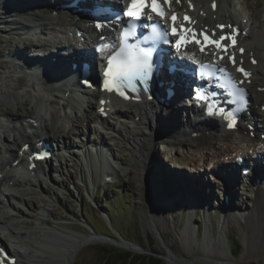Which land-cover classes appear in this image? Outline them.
<instances>
[{
    "label": "rangeland",
    "instance_id": "rangeland-1",
    "mask_svg": "<svg viewBox=\"0 0 264 264\" xmlns=\"http://www.w3.org/2000/svg\"><path fill=\"white\" fill-rule=\"evenodd\" d=\"M241 1L243 5L247 4L250 15L253 17L251 19L253 24L263 26L264 0ZM7 32L0 30V131L3 130L5 132V139L0 138V167L2 168L7 163L3 158L9 156L10 153L12 154L9 148L13 147L15 150L16 144L21 142L17 132L23 130L22 116L32 115L29 111L36 107L34 100H37V106L39 104V96H33V88L25 78L26 71L23 70L22 66L15 59L8 57V48L16 45L25 46L27 41L24 39L16 40L12 33ZM9 35L11 36L9 38L13 40L11 43L8 42L10 41L7 38ZM23 101L25 104L21 105ZM13 134L15 135V141L12 140ZM30 137L32 138V136ZM121 138L109 140L110 142L119 144L120 150L117 149L118 151L116 152L121 158L120 170L113 172V182L103 183V178L101 177L99 181H95L94 185H92L89 174H86L87 181L85 183L88 184L89 194L93 196L92 201L87 200L85 196L84 188L81 184V182L84 183V172L80 169L78 171L76 158L68 160L67 164L58 167L56 170L53 169L44 175L40 174L37 180L24 181L16 189H13L18 196L17 198L21 199V201L23 200V202L25 201L23 204H20L19 201L12 200L16 206L23 210H21L23 214L14 212L13 215L15 217L14 220L18 221L21 230H26L31 223L34 224L36 218L41 215L42 210H45L46 213L43 216L41 215V227L43 226L47 230L49 228L55 229L52 230L54 233L51 235L43 236L44 241L48 242L47 244L51 246L46 249L44 248V253L43 251L38 252L37 261H32V264H64V261L62 262L54 258L61 244H65L64 240L62 241L60 238L56 240V237L65 235L64 231H61L62 233L60 234L59 230H69V232L74 231L84 235L94 233L103 238L99 242L94 241L82 246L80 245V247L78 246L73 252L72 260L65 264H103L101 260L103 251L100 252L99 247H104L105 249L112 247L116 248V251L123 249L132 254H156L164 262H167L164 257L167 254H172L182 259L183 262H186L185 264H215V261H217L215 256L221 248L220 244L216 241V237L218 233L223 231L225 236L222 240L226 247L227 256L234 263L264 264V241L261 240L253 243L249 239L248 232L249 230H256V224L247 223L243 218L244 213L254 207V195L250 185H241L238 182H236L237 186L233 185L235 196L233 197L231 206L234 214L228 219L226 225L222 224L220 218L218 220V207L216 206L221 205V201H219L220 197L217 190H214L213 193L218 196V201L214 199V202H210L213 203L210 213H201L200 205L191 208L195 204H187L186 195L179 198V189L177 188L176 190L166 188L165 193L168 191L166 194L169 195L170 192H174L169 195V197L171 196V203L174 199L179 198V200H176L177 202L171 206L162 204L161 201L165 200L159 191H157L158 189L156 190L152 179L147 176V185L150 191L146 189L144 182L146 179L145 172H140L142 178L140 177L139 179L136 165L132 163V156L128 145ZM217 145L218 150H212V147L204 145L205 147L200 150L201 154L202 152L204 154L202 156L199 154L200 152L196 153L184 147L180 148L174 157L172 155L169 156V154L164 155L159 144L156 147L159 148L160 152L156 147L154 152L156 153L157 160L169 172L174 170L173 166L176 165L173 159L176 162L179 161L182 166L191 162L192 164L203 163V168H207V162L210 159L212 163L219 161L221 158L218 156L220 155H234L232 151L226 150L225 146L221 145V143H217ZM122 156L124 157L122 158ZM206 160L208 161L206 162ZM182 166L179 165L177 170L183 171V176L185 177L184 170L189 171V168L187 166L186 170ZM177 172L180 174V171ZM171 174L176 173L172 171ZM212 176L215 177L214 175ZM214 180L217 185L215 189H218L219 181L217 179ZM181 183L184 182L182 181ZM99 186L102 187L101 192H98ZM82 196L85 198L82 199ZM211 198H213V194ZM209 199V197L205 198L206 201ZM101 201H104L106 211L109 213L114 227L124 237L118 232L113 231L107 221L104 220L103 215L106 212L102 208ZM80 203L82 204L81 209H79ZM188 210L192 211V219L190 221V229L192 231L190 230L189 233L182 235ZM195 212L196 216H194ZM85 217L95 221L93 224L96 227V231L92 230L90 222L88 223ZM155 228L158 229L160 238L157 236ZM101 232L108 234L104 235ZM77 233L75 235H78ZM32 238L35 240L34 236ZM32 238L26 242L31 247V244L34 242ZM125 238L129 239L128 241L131 244L138 246L141 252H133L120 246L119 243L126 240ZM1 239L3 243L7 244L4 235ZM229 239L234 243H240L242 246L240 254L236 256L232 254L228 245ZM30 254H33V251H30ZM246 258L249 259L246 260ZM188 260L191 262H188ZM224 263L218 262V264ZM26 264H29V262L27 261Z\"/></svg>",
    "mask_w": 264,
    "mask_h": 264
},
{
    "label": "bare ground",
    "instance_id": "bare-ground-1",
    "mask_svg": "<svg viewBox=\"0 0 264 264\" xmlns=\"http://www.w3.org/2000/svg\"><path fill=\"white\" fill-rule=\"evenodd\" d=\"M209 1L210 0H203V2L194 1L196 3V8L197 9L200 8L203 10L202 15L197 16V18L202 19L201 22L203 24L215 23L217 20L240 21L241 18H244L246 14L245 11L242 10V8L240 7L241 5L240 0H218V4L215 10L209 8L208 5ZM16 2H18V0H16ZM25 2L30 4L33 2V0H28V1L25 0ZM41 2L48 3L47 0H43V1L41 0L38 3ZM14 4H15L14 7H12V5L10 6L11 11H9L12 19L15 20L18 17V16L13 17L12 12L15 13L17 10H19L20 8L19 6L21 5L23 6L22 9L26 10V12H28L29 14L27 17L22 18L25 22L20 20H15L11 22L7 14L3 15L0 12V20H1L0 22H2L0 23V26L1 24H3L2 26H4V28L6 29L10 28V26L14 27L15 29H24L25 26H27V24H31V25L35 24L41 30L52 31L54 26L64 25L63 22L64 17L62 16V14H59L58 16H51L49 12L41 9L40 7L37 8V6H35L33 9H29L27 6H25L26 4H17V3ZM224 7L226 8V13L221 14V9L223 10ZM243 25H244V29L245 27L248 26L247 23ZM251 25L249 24L248 35L247 34L244 35L241 38V40L246 47V53L251 51L254 54H256V56L258 57V63L256 65L248 64V66L253 71V75L251 77L250 84L247 85L248 87L252 88V91L254 93L253 105L256 106L258 104L264 105V89L260 91L256 90L257 87L260 86L262 87L264 83V25L263 26H251ZM71 26L73 28L77 27L78 30H84L93 37H98L100 34L103 33L102 31H96L93 28L88 29L89 28L88 25L84 24L82 20L73 21ZM74 31L75 30H73L72 32ZM9 37L11 36L9 35L7 37L8 39H10V41H8V39L7 41L9 43L13 42V40ZM25 41H27L26 43L29 46L35 45L34 43L35 41L33 42L32 39H25ZM9 50L10 48L7 49V51ZM38 54L40 53L34 51L32 53V56L33 57L39 56ZM47 62H49V58H47ZM38 90L39 92L40 91L42 92V90L40 89ZM60 91L63 93L62 88L60 89ZM86 94L87 97L92 99H98L97 96L100 95L98 91H94L93 94L92 93H86ZM92 99H88V101L85 102L83 105L84 119L81 122H79L80 120L77 119V116L75 114L74 116H71L72 115L71 113L63 115L61 111L54 108L52 106L53 105L52 103L55 102L56 99L43 100L48 103L45 105L42 104V100L40 96H39L38 106H36V109H32L31 111H29V113L32 114L29 116L34 118L35 119L34 121L36 122L39 121L41 127L43 125V129L45 130V132L43 133L46 134V137H48L50 141L57 142L59 140H63L68 146H71L72 145L71 141H69L68 135L66 134L78 135L80 133L81 127L85 130L87 129L90 130L88 121L97 120V113L94 111L95 104ZM64 100L67 103L69 102L68 100H70V97L68 99L64 98ZM23 104H25L24 101L21 102V105ZM122 106L126 107L127 110L120 112L117 111L112 112L109 116V120H102L103 122L102 127H104L106 131L111 130L110 132L114 133V135L121 136L124 139V141L127 143L128 149L131 152L132 163L136 165L139 179L141 177L140 172L142 173L145 172L146 174L145 175L146 179L144 180L146 184V189L150 191L147 185L148 184L147 176H149L150 179H152L153 183L155 184L156 190L158 189L157 191H159L162 198H164L165 200V201H161L162 204L171 205L170 202L171 196L169 197L170 194L169 195L166 194L168 191H166L165 193L166 188H173L174 190H176L177 188L179 189L178 191L179 198L186 195V203L195 204L193 207L191 206V208L200 205L201 212H205V213H210V209L213 207L211 206L213 205V203L210 202H214L215 200L218 201V196L215 195V193H213L214 190H217L220 197L219 201H221L220 202L221 205L216 206L218 207L217 210L218 220L220 218L222 224L226 225L228 219L234 214L233 208L231 206L233 197L235 196L233 185L235 186L236 182H238V184L242 183L239 182L240 181L239 175L241 173L235 169L236 167L241 166L239 163H237V157L241 155H245L246 158H248L249 160L256 161L257 159L256 155L250 152L252 150L249 147H245V144H243L242 140L238 139V137L235 136V140H233L234 137L233 135H235V132L232 133L226 132L225 130H223L224 126L221 127L215 121H209V120L205 121L203 119L194 120L195 118H189L187 119L186 122H184L181 121L180 119L170 116L169 111L166 109L167 106L165 105H161L160 112L158 113H156L157 107L152 105L151 103H144V105L143 104L133 105L131 103L122 102ZM97 107H99V105H97ZM249 114L255 120L256 124L259 127L264 128V114L260 113V111L255 107H252L250 109ZM63 116L65 119L63 118ZM66 119L70 123V127L68 128L65 127V123L67 121ZM112 119H114L115 121L112 122L111 121ZM43 133L39 132L37 129H33L32 135L35 138L40 139L42 138L41 134ZM238 134L239 137L242 139L248 138L249 141L259 142V138L258 137L256 138L255 136H251L250 134H248V130L245 129L244 127H240L238 129ZM165 137H170L171 139L174 140L176 145L178 146L180 145V147H184L196 153H199L200 150L205 147L204 145L206 146L208 145L212 147L211 148L212 150L214 149L218 150L219 149L217 145L218 141H223L224 146H226L224 148L226 150L232 151L234 155L233 156L220 155L218 157H220L221 159L218 162L215 161L212 163L211 169L215 172L216 176L219 177L218 189L217 188L215 189V186L217 187V185L215 184L214 181L206 185L204 182L202 183L199 178L198 180L196 179L197 182H193L189 178L187 179L186 176L185 177L183 176L182 172H180L179 174L174 170H172L176 174H171L172 171L170 172L166 171L165 167L161 164V162L157 160L156 153L154 152V149L158 144L161 145L166 150L165 142L159 141L160 138L164 139ZM101 138L103 142H107V139H111L112 137H110V133L107 132V134L104 135L102 134ZM12 140L15 141V137H13ZM21 140L25 142H31V138L27 136L25 133L21 134ZM108 148L111 151V155L115 158V154H116L115 152L118 151L117 149H119L118 145L116 143H109ZM258 148H260L259 149L260 152L263 153L264 149H262L261 146H258ZM157 149L159 150V148ZM9 150L12 152V154L10 153V155L13 154H14L13 156L16 155L13 147L9 148ZM171 154L173 153L170 152L169 155ZM199 154L201 156L204 155L203 152L202 154L201 152ZM100 157L104 158V155L102 156L97 151L95 152L89 151L88 153H85L82 162L83 168L88 169L92 167L97 171V167L99 164L98 160ZM210 160L207 163L208 165L211 164ZM174 166L178 167L179 164H176ZM192 166H195L194 167L195 169L202 170L203 163L201 164L195 163L192 164ZM186 167L187 166H184V169ZM191 169L189 168V171ZM106 171H108L110 174H113L112 171L109 170L107 167H105L103 172ZM255 173L256 175L261 173V177L258 178L256 177L251 180L252 189L255 191L254 207L251 210H248L246 213H244L243 216L244 220L247 223L250 222L253 223L254 225L256 224V230L254 231L249 230L248 232V237H250L249 239L252 240L253 243L261 240L264 241V169L260 166L259 163H257V165L253 168L252 172L249 175H255ZM12 174L14 173H9V174L6 173L5 177L2 178L1 182H3L4 180L5 181L11 180L13 178ZM225 175H231V176L229 179L224 178V182H223V180L221 179ZM183 178L184 180H182ZM229 180L231 181V183H228V185L225 184V182ZM256 180H259L258 184H256ZM182 181L184 183H181ZM2 189L3 188L0 187V207H6L7 209L15 210V212L23 214L21 213L22 212L21 209L19 207H16L9 199L7 200L8 203H4V198L1 196ZM7 191L10 195V198H14L15 195L12 192V190L7 189ZM212 194H213V198H211ZM225 195L227 196L228 199L224 198ZM207 197L210 198L208 201L205 200V198ZM191 212L188 210L185 227L183 228L181 233L182 235L189 233V231L191 230L190 229V221L192 219ZM45 213H46L45 210H42L40 214L43 216L45 215ZM41 215L37 217L36 222L34 224L31 223L26 230H21V227L14 220L11 213H6V211H0V224H5L7 228H9V232L11 233V240L14 242V247H15L13 251L16 252L19 257L18 258L19 262H16L15 264H26L27 261L29 262V264H32V261H37L38 252L43 251L44 253L43 249L49 248L51 246L47 244L48 242L44 241L45 239L43 238V236L51 235L52 233H54L52 230L55 229L49 228V230H47L43 228V226L41 227V220H42ZM109 223L111 225L110 220ZM61 231H64L65 235L58 238L56 237V240L60 238L62 241L64 240L65 244L64 243L63 245L61 244L59 250L57 249L58 252L54 258H57L62 262L64 261V264L72 260L74 255L73 252L76 250V248H78V246L80 247V245L82 246L86 243H90L89 241L93 242V241L103 240V238L95 235L94 233L88 235L77 233L78 235H75L76 232L74 231L69 232V230H59L58 232H60L61 234L62 233ZM224 234H225L224 231L220 232L216 237V241L220 244L221 248L219 249L217 255L215 256V259L221 263L225 262L224 264H237L234 263L227 256L226 247L222 240L225 236ZM33 236L35 240H33L32 238ZM1 238H2V234L0 231V241ZM30 238H32V240L34 241L33 244H31L32 247L26 244V242H28ZM120 244L123 243H119V245ZM127 246L129 247L131 245L127 244ZM21 249L24 251H22ZM134 250L135 249L133 248L132 251L136 252V250L135 251ZM30 251H33V254H30ZM248 259L249 258H246V260ZM217 261H215V264H218ZM182 262H183L182 259H179L173 256L172 254L167 255L168 264H176ZM188 262L191 261L188 260ZM38 264H42V263H38Z\"/></svg>",
    "mask_w": 264,
    "mask_h": 264
},
{
    "label": "trees",
    "instance_id": "trees-1",
    "mask_svg": "<svg viewBox=\"0 0 264 264\" xmlns=\"http://www.w3.org/2000/svg\"><path fill=\"white\" fill-rule=\"evenodd\" d=\"M93 222L95 221L91 220V223ZM228 245L230 251L234 256L241 253L242 246L239 242L234 243L232 240L229 239ZM98 249L100 250V252L103 251V255H101V260L103 264H164L163 260L158 258L156 254H132L123 249H119L120 251H116V248L112 247H109L108 249H105L104 247H99Z\"/></svg>",
    "mask_w": 264,
    "mask_h": 264
},
{
    "label": "water",
    "instance_id": "water-1",
    "mask_svg": "<svg viewBox=\"0 0 264 264\" xmlns=\"http://www.w3.org/2000/svg\"><path fill=\"white\" fill-rule=\"evenodd\" d=\"M155 231H156V234H157V236L160 238L161 236H160V234H159V232H158V230L155 228ZM89 242H92V241H89ZM94 242V241H93ZM97 242V241H96ZM99 242V241H98ZM121 243H123V244H120V246H122V247H124V248H126V249H129V250H132L133 248L136 250V252H141V250H140V248L138 247V246H136V245H134V244H131L129 241H123V242H121ZM126 244V245H125ZM127 244H129V245H131V246H127ZM170 252V251H169ZM168 252V253H169ZM143 255V254H142ZM168 255V254H167ZM167 255L164 257V259L165 260H167ZM157 257H158V255H156ZM158 258H160V259H162L161 257H158ZM163 260V259H162ZM163 262H164V260H163ZM186 262H182V263H176V264H185ZM164 264H167V262H164Z\"/></svg>",
    "mask_w": 264,
    "mask_h": 264
}]
</instances>
